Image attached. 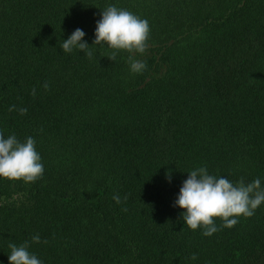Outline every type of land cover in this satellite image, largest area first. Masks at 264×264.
I'll list each match as a JSON object with an SVG mask.
<instances>
[{
    "label": "trees",
    "instance_id": "trees-1",
    "mask_svg": "<svg viewBox=\"0 0 264 264\" xmlns=\"http://www.w3.org/2000/svg\"><path fill=\"white\" fill-rule=\"evenodd\" d=\"M109 6L149 23L141 73L92 45ZM77 28L91 59L62 51ZM0 132L44 166L0 179V264L25 241L42 264H264V203L211 236L175 206L199 167L264 188V0H0Z\"/></svg>",
    "mask_w": 264,
    "mask_h": 264
},
{
    "label": "clouds",
    "instance_id": "clouds-1",
    "mask_svg": "<svg viewBox=\"0 0 264 264\" xmlns=\"http://www.w3.org/2000/svg\"><path fill=\"white\" fill-rule=\"evenodd\" d=\"M150 27L146 19L133 13L109 6L102 11L101 19L97 21L95 39L92 45L104 46L114 51L108 59L115 61L116 55L123 50L129 53L128 62L133 73H141L146 69V62L136 59V54H144L148 44ZM85 33L77 28L62 43V51L71 53L74 49L86 53L91 59L93 52L89 44L83 40ZM45 90L49 85H43ZM31 95H36L33 88ZM10 112L18 111L20 115L27 113V108L17 109L12 105ZM44 166L41 156L36 150V141L28 136L23 142L15 134L4 137L0 132V179L9 181H23L34 183L41 179ZM166 178L170 181L171 172H167ZM113 200L117 204L124 201L118 194ZM264 203V188L261 187L259 178L250 183H245L241 177L235 183L226 177H217L208 173L207 167H199L188 173V178L183 182L175 206L183 209L182 218L191 230L203 229L204 236H211L221 228H232L238 223V217L249 218L255 214V210ZM127 211V209H123ZM222 221L220 227L216 220ZM32 243H41L38 234L31 238ZM47 243V241H43ZM9 264H42L35 254L29 252L30 243L25 241L20 245L9 243ZM192 260L197 259L195 254Z\"/></svg>",
    "mask_w": 264,
    "mask_h": 264
}]
</instances>
